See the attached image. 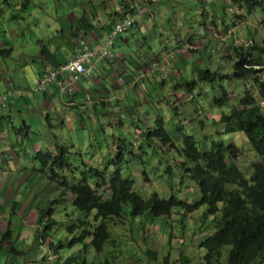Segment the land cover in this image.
Returning <instances> with one entry per match:
<instances>
[{"label": "rangeland", "instance_id": "374dc122", "mask_svg": "<svg viewBox=\"0 0 264 264\" xmlns=\"http://www.w3.org/2000/svg\"><path fill=\"white\" fill-rule=\"evenodd\" d=\"M57 1L34 0L22 11L21 3L9 0L8 4L6 0H0V10L15 16L21 24V27L18 23L14 24L9 15L5 22L1 24L0 21V42L9 40L15 53L14 60L11 57L4 59L2 56L0 59L3 58L11 68L17 65L26 68L25 72L18 71L16 75L19 87L27 80L36 82L41 72L40 56L43 46L46 45L50 49L58 45L57 41L62 44L63 38H58V33L65 34L69 31L64 25L84 29L83 23L85 24L84 20L87 19L82 15L69 24L60 23L57 16L61 13L69 15L70 12L64 10L58 13ZM75 1L83 2L73 0L72 3ZM8 5L14 9L10 11ZM116 5L120 7L117 2ZM240 11L239 5L232 0H156L155 8L149 12L153 18L147 20L144 11H136L134 17L138 25L123 35L127 43L118 40L113 47L115 57L118 58H121L122 52L128 51V59L126 63L123 62L124 67L112 65V69L107 66L110 62L116 61H98L88 81L81 80L83 89L86 82L91 85L93 83L97 91L102 96L108 94L109 99L104 101L106 97H102L103 102H97L91 101L90 97L87 99L82 97L75 100V103L80 105L75 108L53 106L51 119L46 115L39 123H36L35 115L33 127L40 133L39 141L33 142L32 139L23 138L26 132L23 129L20 138H14L11 142L18 144L15 159L19 167L25 166L32 172L18 179L12 195L9 189L0 192V213L3 214L2 218L0 216L2 232L0 242L12 222L13 246L21 254L13 256L10 251L12 244L5 241L2 244L5 253L0 255V264H66L68 258H70L68 264H78L77 262H82L84 258L88 264H180L179 259L182 255L189 257L191 264H208L204 259L206 251L200 248L199 244L205 237L217 231L222 216L205 217V212L208 211L206 206L190 216H184L183 211L178 209L171 216L153 219L149 217V220L146 219L147 216L133 218L129 213L130 207H126L127 224L111 225L109 233L112 238L106 242L102 252H95L90 240L86 242L88 243L86 246L78 243L69 245L74 236L80 234V223L86 220L72 206L71 198L65 197L64 201L57 205L61 209V213L55 217L60 221L59 224L52 229L49 228L48 218L43 219L42 210L48 208L51 201L62 195V188L58 182H52L48 174L41 173L42 164L37 151L56 153L57 146H68L71 152L70 163L78 167V173L71 177L78 179L84 163L99 168L110 164V159L114 158L121 139L126 138L127 141L135 142L137 126L144 129L142 124H145V120L155 122L161 118L173 141L178 145L184 143V139L177 131L178 128L194 135L200 149L208 148L213 142L237 144L242 149L238 165L248 171L251 163L259 160L258 155L243 134L226 135L225 127L220 121L224 114H230L234 106L240 105L247 89L253 92L264 113V99L260 98L258 89L254 91L253 78H246L244 82L237 80L218 81L215 84L198 82L192 92L186 83L195 78L197 69H211L223 74L233 72L238 61V58L235 61L230 58L232 54L237 55L236 51L232 50L235 44L245 47L254 41L258 43L259 49L263 50L264 57V9L255 11L254 16L245 22L237 21ZM203 14L208 18L202 17ZM225 24L229 25V29L241 27L233 30L232 34L226 30ZM20 33L25 34L27 42L20 40L21 48L17 52L14 48L16 42L12 36ZM63 49L66 50L64 46ZM36 54L39 62H33L24 56L32 57ZM28 60L31 62L26 67ZM98 67L102 71L99 72ZM105 70H108V76H98V73L102 74ZM262 75L264 81V72ZM2 76L3 72L0 70V80ZM95 79H98L102 86H98ZM32 86L33 83H28V87ZM220 86H225L230 91V104L225 108L214 106L215 100L221 96ZM4 91V87H0V92ZM4 96H8V100L11 98L9 93H0V98ZM76 96H79V93H76ZM89 96L93 100L98 99L93 90L89 91ZM8 104H11L12 108L15 107L11 101L7 102L6 106L0 104V107L7 109ZM40 110L44 108L38 109L36 114ZM13 119L18 120L15 125L22 126L18 125L21 122L19 116H14ZM123 121L126 122L124 125ZM140 144L137 142L132 149L140 151L142 148ZM144 145L148 152L153 151L152 146L147 143ZM13 146L9 144L4 146V149L11 153ZM169 151L166 148L164 150L159 148L156 156H148L146 160L126 154L124 177L134 180V189L140 194L146 191V195L150 196L158 192L164 198L174 194L191 202L199 197L198 186L195 181L187 180L188 175L182 168V161L175 160V155ZM20 152L27 154L23 157L19 155ZM35 166L40 173L34 178ZM170 167L172 169L169 172ZM144 168L148 174H143ZM49 173L51 174V171ZM72 178L68 180L71 182ZM10 182L12 181L8 176L1 182V189L10 187ZM8 203L13 205L11 212L7 210ZM89 220L92 221V218ZM72 226H75L77 231L70 234L68 228ZM87 226L89 225H84L85 229L94 231V226ZM42 232L46 233L44 244L39 240ZM61 243L63 247H57ZM53 244L56 246L55 251L51 254L47 249L45 252L44 246L50 248ZM149 247L157 252L155 261H150L144 253ZM231 250L230 246L224 247L220 262L215 261V264H231L229 262ZM72 256L74 259L71 262ZM167 256L168 263L165 261Z\"/></svg>", "mask_w": 264, "mask_h": 264}, {"label": "trees", "instance_id": "16d2710c", "mask_svg": "<svg viewBox=\"0 0 264 264\" xmlns=\"http://www.w3.org/2000/svg\"><path fill=\"white\" fill-rule=\"evenodd\" d=\"M232 1L238 4L241 10L247 9L243 15L237 16L238 22H245L254 16V11L264 8V0ZM61 4L63 11L75 13L70 0H58L56 8L61 7ZM206 14L202 17L208 18ZM237 51L238 61L232 73L223 74L211 69H197L195 78L186 82L189 91L192 92L198 82L212 84L224 80L244 82L246 78L252 77L254 91L258 89L260 98L264 99L263 50L259 49L258 43L254 42L253 45L238 48ZM0 53L9 56L12 49H4ZM192 53L195 52L192 51ZM56 69L48 68L45 73ZM45 73L40 77V81ZM126 77H128L127 74ZM38 86L35 93L50 90L38 91ZM219 90L221 96L215 100L214 106L225 108L230 104V91L225 86H220ZM125 123L123 121L122 125ZM220 123L224 125L226 135L243 134L250 147L258 155L259 160L251 163L248 171L238 165L237 161L242 155V149L237 144H228L224 141L213 142L208 148L200 149L194 135L178 128L177 131L184 139V143L178 145L173 141L161 118L155 122L145 120V124H142L144 129L137 126L134 135L135 142L127 141L126 138L121 139L114 158L110 159V164L99 168L84 163L78 179L71 177L78 173V167L70 163L71 152L68 146H57L56 153L39 151L38 159L42 164L41 173L48 174L49 179L52 182H58L62 188V195L51 201L48 208L42 210L43 219L48 218L50 229L56 227L60 221H57L55 217L61 213L60 206L57 205L62 203L65 197L71 198L72 206L82 214L86 221L80 223V234L74 236L69 245L78 243L86 246L88 244L86 242L90 240V245L95 252H102L106 242L112 238L109 233L111 225L127 224L126 207H130L129 213L133 218L147 216L146 219L149 220V217L153 219L171 216L178 209L183 211L184 216H190L206 206L208 211L205 212V217L222 216L217 231L205 237L199 244L200 248L206 251L204 256L206 263L220 262L223 248L230 246L232 247L229 256L231 264H264V113L250 89L245 91L244 99L239 106H234L230 114L222 116ZM18 131L21 134V129ZM137 142L141 143L140 151L132 149ZM146 143L153 147V151L148 152L144 145ZM159 148L170 150L175 155V160L182 161V168L188 175L187 180L195 181L198 186L199 197L190 202L174 194L164 198L158 192L149 196L146 195V191H143L142 195L134 189V180L124 177L126 154L133 158L146 160L148 156H156ZM171 169L170 167L168 171L170 172ZM144 170L143 174H148L147 169L144 168ZM37 171L40 173L38 168ZM68 178H72L73 181L70 182ZM185 180L184 177V182ZM89 218H92V221ZM85 224L89 225L87 227L94 226V231L85 229ZM68 229L70 234L77 231L75 226ZM13 237V230L9 227L3 235V241L11 242ZM40 237L45 239L46 233L42 232ZM144 239L146 241V237ZM57 247L61 248L63 244ZM52 248L55 251L56 246L53 244ZM11 253L13 256L21 254L13 246V241ZM144 253L150 261L156 260L157 252L150 247L145 249ZM69 259L66 260V264ZM73 259L72 256L71 262ZM165 261L168 263V257ZM179 261L180 264H191L187 256H182ZM77 263L88 264L85 258Z\"/></svg>", "mask_w": 264, "mask_h": 264}, {"label": "crops", "instance_id": "0c3cea01", "mask_svg": "<svg viewBox=\"0 0 264 264\" xmlns=\"http://www.w3.org/2000/svg\"><path fill=\"white\" fill-rule=\"evenodd\" d=\"M21 0H15L18 4H20ZM83 2H77L74 3L73 0H70V3L73 5V11L75 13H70L69 15L61 13L59 16H57L60 23L69 24L70 21H74L75 18H78L80 15L84 16L87 20L85 21V24L83 23V28L81 27H69V25L65 26L66 28H69V31L64 33H58V38H63L62 44L60 42H56V46H52L50 49L48 46L44 45L42 55L40 56L42 59V65L41 72L39 73V77L36 80V82L28 81V83H33L32 87H28L27 81L23 83L22 87L17 86V73L18 71L25 72L26 68H23L21 65H17L14 68H11L7 65V62H4L5 58L11 57L13 60L14 50L11 47V43L9 40H4L0 42V52L4 49H12V53L9 56H6V54L1 55L3 58L0 59V70L3 72V76L0 80V87H4L5 91L4 93L10 94V99L8 100L7 96V102L11 101L15 107L12 108L11 104H8L7 109H3L2 107L0 110V147L2 150H0V192H5L6 189H9L11 191V195L15 191V187L18 184V179H22L27 174H31L32 171H29L25 166L19 167L18 163L16 162L15 156H17L16 149L18 148V144L16 145L14 142L11 144L12 141H14V138H20V132L18 129H25V135L23 138L26 139H32L33 142L39 141L38 135L40 134L37 129L33 127V123L35 122V115H37L36 123L42 122L43 118L47 115L48 118H50L51 108L54 106L55 108H59V106H63L64 108H74L78 107L80 105L75 103V100H80V98L83 97V99H87L88 97L91 98V101H97V102H103L102 97H106L104 101L109 99L110 96L106 94V96H102L101 93H99L96 89V86L92 83V85L89 82H86L84 85L85 89L82 88L81 80L83 81L87 80L90 77H80L79 79H76L74 76L70 77L71 81L73 83L72 90L65 94V96H62V93L58 90L57 87L51 88L48 92L44 93H35V90L37 91V86L40 81V77L45 73V70L48 68H58L60 65L66 63L69 61L73 54L78 50V45L83 42L87 44L91 50L98 49L100 46H102L103 42L110 38V34L112 32L113 26L116 22L121 21L124 17V13L128 11L126 8L127 1L126 0H80ZM34 0H25L24 3H21L23 5L22 11L26 10L31 3H33ZM116 2L120 4V7H117ZM6 3L9 4V0H6ZM156 0H148V3L142 4L141 8L139 10L141 11H152L153 8H155ZM8 8L10 11H12L14 8L11 7V5H8ZM63 5L61 4V7L57 8V12H62ZM1 11V10H0ZM9 15L15 23H18V25L21 27V24L17 20L15 16H10V14H7L3 11L0 12V21L5 22V19ZM32 18V16H29ZM147 20H151L153 16L150 14H145L144 16ZM3 19V20H2ZM26 21V20H24ZM28 22V21H26ZM41 24H39L40 26ZM227 25H225L226 27ZM219 33V30H217ZM5 36V33H3ZM1 36V35H0ZM4 38V37H3ZM12 38L15 39V50L18 52L21 48L20 46V40H23L25 43L27 42V37L24 33H20L19 35L15 34L12 36ZM5 39V38H4ZM122 40L124 43H127L123 39V35L118 36L116 41ZM115 43L117 44V42ZM41 44V43H40ZM142 45V43H141ZM63 46L65 49H63ZM116 46V45H115ZM142 48V46H141ZM28 49V47H27ZM22 52L19 53L21 55ZM25 57H28L31 59V61L39 62L38 61V55L36 56H29L24 55ZM36 57V58H35ZM128 59V51L122 52L121 58L115 57L114 60L115 63H111L107 66L108 68H112L114 66L118 68H123L126 61ZM25 64L26 67L29 62ZM109 62L108 60H101ZM100 61V62H101ZM125 62V63H123ZM6 65V68H5ZM113 65V67H112ZM98 71L100 68L98 67ZM98 73V72H97ZM108 70H105L104 72L98 73V76H108ZM27 77V75H25ZM23 76H19V78H22ZM27 79V78H26ZM99 85L102 86V83L95 79ZM80 90V91H79ZM93 90L95 93V96L98 97V99L93 100L91 96H89V91ZM104 90V89H103ZM1 94H4L0 92ZM76 93H79V96H76ZM82 94V96H80ZM60 104V105H59ZM84 106V105H83ZM82 107V106H81ZM36 114V111L38 109H42ZM14 116H19V120L21 122L18 125H22L21 127H18L16 122L17 119H13ZM39 117V118H38ZM53 126V124H52ZM19 135V136H18ZM19 142V141H17ZM14 145L12 148V152L9 153L7 150L4 149V146L7 145ZM25 145V142H23ZM39 152V151H37ZM26 152H20L19 155L25 156ZM35 175L34 178L39 174L37 171V167L35 166ZM9 176L10 178V187H5L4 189H1V182L6 180V178ZM33 178V179H34ZM2 200V198H1ZM12 204L8 203L7 210L12 211ZM2 215L0 213V216L2 218ZM7 215L4 216V219H6ZM10 227H12V222L9 224ZM13 230V229H12ZM2 232H0L1 237ZM14 235V233H13ZM14 238V237H13ZM40 241L42 240V243L44 244L46 241L43 237H40ZM13 241V240H12ZM11 242H8L9 244H12ZM3 239L2 242H0V255L5 253L3 252ZM44 246V245H43ZM45 252L47 249L50 251L51 247L48 248L47 246H44ZM11 251V250H10ZM7 253V252H6ZM51 253V251H50ZM12 255L10 254L9 258H11ZM9 260V259H8Z\"/></svg>", "mask_w": 264, "mask_h": 264}, {"label": "built area", "instance_id": "2783aa9c", "mask_svg": "<svg viewBox=\"0 0 264 264\" xmlns=\"http://www.w3.org/2000/svg\"><path fill=\"white\" fill-rule=\"evenodd\" d=\"M133 24L132 19H126L124 22L116 24L110 38L104 41L98 49L91 50L87 44L82 42L69 61L60 65L56 70L45 73L39 83L38 91H46L57 87L62 96L68 94L73 87L70 77L74 76L79 79L80 77L90 76L96 68L95 61L112 60L115 57L112 48L117 39L116 36L127 32ZM5 102L6 97L0 98V104L4 105Z\"/></svg>", "mask_w": 264, "mask_h": 264}, {"label": "clouds", "instance_id": "9594fccd", "mask_svg": "<svg viewBox=\"0 0 264 264\" xmlns=\"http://www.w3.org/2000/svg\"><path fill=\"white\" fill-rule=\"evenodd\" d=\"M127 1V4H126V8L125 9H128V11H126L125 13H124V17H123V19L121 20V21H118V22H116L115 24H114V26H113V28L116 26V24H120V23H122V22H124L126 19H132L133 21H134V24H133V26L127 31V32H125L124 34H120V36L121 35H126L128 32H130L135 26H137L138 25V22L135 20V17H134V15H135V13H136V11H138L140 8H141V5L142 4H146V3H148V0H126ZM264 9V8H263ZM263 9H259L260 11L261 10H263ZM247 9L245 8L244 10H241L240 11V13H239V15H243L245 12H247L246 11ZM257 11V10H256ZM146 14H150L149 12V10H147V11H144ZM255 12V11H254ZM151 16H152V14H150ZM153 18V17H152ZM227 26H226V30L227 31H229L230 33H232V34H234V31L233 30H235V29H237V28H239V27H241V26H235L234 28H231V29H229V25L228 24H226ZM113 30V29H112ZM109 39V38H108ZM108 39H106L105 41H107ZM116 41V40H115ZM82 43V42H81ZM80 43V44H81ZM104 43V42H103ZM79 44V45H80ZM254 44V41H252L251 43H250V45H246L245 47H248V46H251V45H253ZM79 45H78V47H79ZM103 45V44H102ZM114 45H115V43H114ZM114 45H113V47H114ZM101 47V46H100ZM241 47H244V46H237V44H235V46H232V50H234V51H236V54L237 55H234V54H232V55H230V58L233 60V61H235V59L236 58H238V51H237V49L238 48H241ZM191 49H193V48H191ZM112 50H113V48H112ZM115 59V57L112 59V60H114ZM99 61H101V60H99ZM96 62H98V61H95L94 63H95V66H96ZM258 68V67H257ZM264 67H262V69H263ZM258 69H260V67L258 68ZM229 73H232V71H230ZM91 76V75H90ZM87 77H89V76H87ZM84 78H86V77H84ZM4 97H6V102L4 103V105L3 104H1V105H3V106H6L7 105V96H4ZM170 236V235H169ZM171 244V243H170ZM50 251H51V254L54 252L53 251V248L51 247V249H50ZM182 256H184V255H182ZM182 256L180 257V259L182 258ZM168 257V256H167ZM169 258V257H168ZM179 259V260H180Z\"/></svg>", "mask_w": 264, "mask_h": 264}]
</instances>
